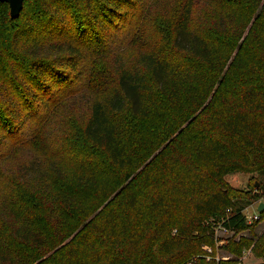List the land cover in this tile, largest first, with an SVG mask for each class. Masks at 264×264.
Masks as SVG:
<instances>
[{"label":"trees","instance_id":"obj_1","mask_svg":"<svg viewBox=\"0 0 264 264\" xmlns=\"http://www.w3.org/2000/svg\"><path fill=\"white\" fill-rule=\"evenodd\" d=\"M29 2L16 20L0 2V155L30 121L69 107L87 52L112 46L150 0H42L26 15ZM170 6L156 22L165 46L133 64L118 55L111 89L84 85L87 117L69 136L75 169L42 158L24 173L49 171L52 189L13 185L0 264H238L253 245L264 264V233L227 245L236 259L200 257L212 224L238 234L260 221L224 178L257 175L264 197V0Z\"/></svg>","mask_w":264,"mask_h":264},{"label":"rangeland","instance_id":"obj_2","mask_svg":"<svg viewBox=\"0 0 264 264\" xmlns=\"http://www.w3.org/2000/svg\"><path fill=\"white\" fill-rule=\"evenodd\" d=\"M42 0H30L27 4L26 15H29L39 2ZM179 0H150V3H145L144 11H132L135 13L133 21L126 26L124 31L111 45H101L92 47L87 52V63L83 68V75L80 82H76L68 88L67 93L72 94L69 107L62 112H50L46 118L33 119L21 134L16 135L10 141L8 150H5L0 155V208L5 207L8 196L14 192L13 185L26 188L28 192L37 194L41 191L52 189L53 180L49 171H45L40 175H30L27 179L25 168L38 166L35 160L42 158L53 160L62 165L66 170H74L77 164V159L71 152L69 146V136L72 134L73 125L81 126L86 119V88L84 85H89V80L94 77L93 87H102L104 90L112 87V68L115 58L118 55L124 56L128 64H133L137 53L142 50H159L168 39L166 34L157 26L158 20H165V12H173L166 10L169 3L171 8L178 4ZM143 6L141 4L137 7ZM197 9L194 15V25L202 26L208 12L203 8L201 11ZM127 24V23H126ZM121 26V25H119ZM133 31L136 32V41L128 45L131 40ZM130 38L122 45L119 41L125 38ZM135 40V39H134ZM128 45V46H127ZM100 72V74H98ZM89 88V87H87ZM85 96V97H83ZM85 100V101H84ZM70 118V120H68ZM68 120V121H67ZM46 162L43 163L46 166ZM227 189L237 190L246 193L243 196L245 200H250V205L245 210L249 222L258 217L260 220L251 229L234 234L226 232L219 225L204 223L205 226L212 224L214 228L213 245H205L202 247L204 253H201V258H206V261L211 260H231L236 257L226 250V246L231 242H237L239 239H255L262 236L264 233V217L260 218L258 207L260 203H264L262 192L256 191L254 185H258V176L254 174L236 172L225 176L224 178ZM259 187V185H258ZM17 192V191H16ZM255 240V241H256ZM254 246V245H253ZM253 246L246 249L243 255L238 258V264H259L262 262L253 252ZM207 254V255H206Z\"/></svg>","mask_w":264,"mask_h":264},{"label":"water","instance_id":"obj_3","mask_svg":"<svg viewBox=\"0 0 264 264\" xmlns=\"http://www.w3.org/2000/svg\"><path fill=\"white\" fill-rule=\"evenodd\" d=\"M25 0H0L2 3H7L10 7V15L12 20H16L20 17V14L24 7ZM259 214L264 213V203H260L258 207Z\"/></svg>","mask_w":264,"mask_h":264},{"label":"built area","instance_id":"obj_4","mask_svg":"<svg viewBox=\"0 0 264 264\" xmlns=\"http://www.w3.org/2000/svg\"><path fill=\"white\" fill-rule=\"evenodd\" d=\"M259 218L258 217H256L255 218V220H258ZM219 228H221L220 226H219ZM224 231H226V232H229V231H227V230H225L224 228H222ZM226 260H228V259H226Z\"/></svg>","mask_w":264,"mask_h":264}]
</instances>
